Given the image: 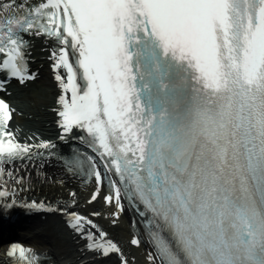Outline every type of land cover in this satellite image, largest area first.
Returning <instances> with one entry per match:
<instances>
[{"label": "snow or ice", "instance_id": "snow-or-ice-1", "mask_svg": "<svg viewBox=\"0 0 264 264\" xmlns=\"http://www.w3.org/2000/svg\"><path fill=\"white\" fill-rule=\"evenodd\" d=\"M37 37L60 89L57 135L22 142L8 130L16 108L6 96L12 78L21 87L40 78L27 55ZM0 91V220L18 205L53 207L19 195L31 186L25 162L43 155L61 163V185L87 179L85 204H102L69 208L82 198L69 188L57 208L88 250L135 264L94 218L115 224L131 209L143 234L137 225L130 244L151 242L149 264H264V0H0ZM246 106L234 147L248 149L258 199L218 178L233 147L218 117ZM193 133L215 140V160L196 151ZM5 251L7 264L41 258L18 240Z\"/></svg>", "mask_w": 264, "mask_h": 264}, {"label": "bare ground", "instance_id": "bare-ground-1", "mask_svg": "<svg viewBox=\"0 0 264 264\" xmlns=\"http://www.w3.org/2000/svg\"><path fill=\"white\" fill-rule=\"evenodd\" d=\"M34 47L35 49H37V51H35L34 49L32 55H30L29 63L31 65L32 70H38L40 78L28 83L29 85L27 86L31 89L26 88V90H24L19 88L18 92L10 97V100L14 101L11 104L16 108V111L13 114V120L9 122L8 130L14 131L16 138L21 139L22 142L24 139H28L29 142H32L31 137L33 136V134H36L37 137H44L54 140L57 135V118L55 113L52 111V104L60 89L58 85L53 84L52 81L50 82L49 74L46 72V69L51 68V61L49 59L51 51L49 45L40 38H35ZM56 142L62 145L61 141ZM61 174V172H52V174L46 177H41V180L39 179L37 181H32L31 186L25 185V188L27 186V190L22 193L27 192V194L45 196L54 201L60 200L66 203V199L64 198L67 197L68 189L77 188V190L81 193L82 197L77 209L80 212L88 214L86 211L87 205L85 204L82 188L77 185V182L69 179L68 177L66 178L64 185H61L58 182L61 177ZM88 189L91 190L90 187H88ZM83 190H86V187ZM97 205L98 204L93 206L96 207ZM95 219L98 221L99 224H101V220L97 218ZM126 219L125 222L128 224L129 220L128 218ZM126 227L128 230V225H126ZM80 237L81 236L75 233V238L79 239ZM126 239H128L129 241L131 240V236L128 231ZM49 241L53 254H65L70 250V247L72 246L77 249L78 253H81L82 251V249H80L81 244H78V242H62L60 239L51 235L49 237ZM118 242L122 243L121 240H118ZM127 248L133 250L134 247L128 246ZM146 250L145 251L147 255H149L150 249L146 248ZM110 255L111 254H109L108 257L101 261H96L88 259L87 255L84 256L80 254L79 257L76 259L75 264L81 263L82 261H87V263L81 264H116L117 254H113L112 256ZM54 259L55 258L53 255L48 259V262L50 264H53L55 261Z\"/></svg>", "mask_w": 264, "mask_h": 264}, {"label": "rangeland", "instance_id": "rangeland-1", "mask_svg": "<svg viewBox=\"0 0 264 264\" xmlns=\"http://www.w3.org/2000/svg\"><path fill=\"white\" fill-rule=\"evenodd\" d=\"M118 226H119V225H118ZM115 231H119L118 228H117V230H115Z\"/></svg>", "mask_w": 264, "mask_h": 264}]
</instances>
